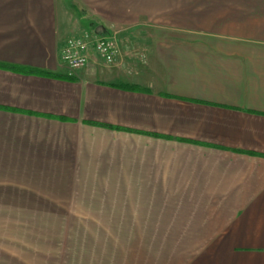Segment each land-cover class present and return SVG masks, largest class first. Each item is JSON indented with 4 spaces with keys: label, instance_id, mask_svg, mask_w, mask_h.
Listing matches in <instances>:
<instances>
[{
    "label": "crops",
    "instance_id": "crops-1",
    "mask_svg": "<svg viewBox=\"0 0 264 264\" xmlns=\"http://www.w3.org/2000/svg\"><path fill=\"white\" fill-rule=\"evenodd\" d=\"M0 264H264V0H0Z\"/></svg>",
    "mask_w": 264,
    "mask_h": 264
},
{
    "label": "built area",
    "instance_id": "built-area-1",
    "mask_svg": "<svg viewBox=\"0 0 264 264\" xmlns=\"http://www.w3.org/2000/svg\"><path fill=\"white\" fill-rule=\"evenodd\" d=\"M95 53L107 64L114 61L117 46L113 38L102 34L84 32L79 38H70L61 49V57L69 69H76L87 63L86 52L89 45Z\"/></svg>",
    "mask_w": 264,
    "mask_h": 264
},
{
    "label": "rangeland",
    "instance_id": "rangeland-1",
    "mask_svg": "<svg viewBox=\"0 0 264 264\" xmlns=\"http://www.w3.org/2000/svg\"><path fill=\"white\" fill-rule=\"evenodd\" d=\"M102 34V33H101ZM104 35L110 37V38H113V40L116 42V45H117V49L121 46L120 45V42H122V40H128L130 44H133L135 43L134 41L137 42V44H139L140 42H145V38L147 36V34H114V33H104ZM129 36H133L129 39ZM125 42V41H124ZM133 46H136V45H132ZM135 53V52H134ZM140 56H142V54H140ZM130 69V68H128Z\"/></svg>",
    "mask_w": 264,
    "mask_h": 264
}]
</instances>
